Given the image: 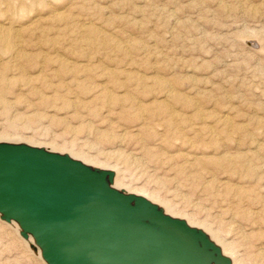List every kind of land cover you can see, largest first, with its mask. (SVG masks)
Instances as JSON below:
<instances>
[{"label": "rangeland", "instance_id": "obj_1", "mask_svg": "<svg viewBox=\"0 0 264 264\" xmlns=\"http://www.w3.org/2000/svg\"><path fill=\"white\" fill-rule=\"evenodd\" d=\"M14 131L117 162V182L124 168L264 264L249 228L264 226V0H0V132ZM208 157L234 161L205 173ZM19 237L0 223V264H41Z\"/></svg>", "mask_w": 264, "mask_h": 264}, {"label": "water", "instance_id": "obj_2", "mask_svg": "<svg viewBox=\"0 0 264 264\" xmlns=\"http://www.w3.org/2000/svg\"><path fill=\"white\" fill-rule=\"evenodd\" d=\"M111 179L66 155L0 143V218L31 236L45 264H230L201 231Z\"/></svg>", "mask_w": 264, "mask_h": 264}, {"label": "bare ground", "instance_id": "obj_3", "mask_svg": "<svg viewBox=\"0 0 264 264\" xmlns=\"http://www.w3.org/2000/svg\"><path fill=\"white\" fill-rule=\"evenodd\" d=\"M110 72V71H109ZM111 74H113V73H111ZM110 76V75H109ZM105 88H107V87H105ZM104 88V89H105ZM104 92H105V90H104ZM108 92V91H107ZM103 93V92H102ZM109 93V92H108ZM102 95V94H101ZM101 95H99V96H101ZM103 96H105L104 94H103ZM106 96H108L107 95V93H106ZM101 98V97H100ZM105 98V97H104ZM106 99H109L108 101H111V100H113V98L112 97H106ZM114 100H115V97H114ZM108 101L106 100V102L108 103ZM116 101V100H115ZM115 101H113V103L115 102ZM105 102V101H104ZM105 102V103H106ZM112 102V101H111ZM111 102H109V103H111ZM116 102H118V100L116 101ZM115 102V103H116ZM131 105H133V103L131 104ZM137 106V105H136ZM143 106V105H142ZM122 107V106H121ZM129 107V106H128ZM144 107V106H143ZM131 108V107H130ZM129 108V109H130ZM134 108V107H133ZM138 108H139V106H138ZM141 108V107H140ZM132 110V109H131ZM139 110V109H138ZM138 110H136L135 109V112L136 111H138ZM116 111V110H115ZM123 111V110H122ZM121 111V112H122ZM146 111H144V112H142V113H145ZM137 115H138V113H136ZM147 114V113H146ZM145 114V115H146ZM76 115V114H75ZM140 115V114H139ZM143 115V114H142ZM148 115V114H147ZM146 115V116H147ZM141 116V115H140ZM149 116V115H148ZM148 118V117H147ZM105 119V118H104ZM108 124V123H107ZM109 125V124H108ZM135 127V126H134ZM147 127V126H146ZM108 128V127H107ZM112 128V127H111ZM136 128V127H135ZM134 129V128H133ZM107 130V129H106ZM139 131V130H138ZM108 132V131H107ZM135 132V131H134ZM140 132V131H139ZM138 132V133H139ZM8 133V132H7ZM109 133V132H108ZM127 134H129L128 132H126ZM122 134V133H121ZM124 134V133H123ZM137 134V133H136ZM107 135H109V134H107ZM134 135V134H133ZM133 135H132V137L130 136V134H129V136L132 138V139H135V138H133ZM140 135V134H139ZM135 136H137V135H135ZM1 137H8V138H1ZM15 137H18V138H15ZM20 137V138H19ZM120 137H122V136H120ZM54 140V141H53ZM51 139L50 140V144H53V145H55L56 144V146L55 147H59L58 149L57 148H55V147H53V145L52 146H50V145H47V144H45V143H48L49 144V142H47L46 141V139H43V140H41V139H39V138H34V137H32V136H26V135H24L23 133H19V132H16V131H14V132H11L10 134H3V132H0V143H9V144H23V145H27V146H29V147H35V148H40V149H43L44 151H47V152H51V153H56V154H59V155H66V156H68L70 159H73V160H76V161H78V162H80V163H82L83 165H85V166H87V167H89L90 169H96V170H104V171H109V172H111L112 173V179H111V182H109L108 183V185L111 187V188H113V189H115L116 191H119V192H122V193H124V194H131V195H135V196H140V197H143L144 199H146L150 204H152V205H154V206H156L164 215H167V216H169V217H171V218H176V219H180V220H182V221H184V223L188 226V227H191V228H194V229H196V230H199V231H201L204 235H205V237L214 245V246H216L218 249H219V251H220V253H221V255H223L224 257H226L228 260H229V263L230 264H247V262H248V259H250L249 257L250 256H248V257H245V256H243V255H241V254H239L238 252L239 251H237V247L235 246L236 245V241H234V239H231L230 237H228V236H230V235H228L229 233H228V231L226 232H222L220 229H219V227L218 228H215L213 225H211L210 224V222H208L206 219H201V218H199L198 216H195L194 214H192V213H189V212H186V210L184 211V209H181V208H177V206L175 205V204H173L170 200H168L167 198H165L164 196H162L158 191H155L154 189H148L147 187H145L144 185L143 186H141V187H137L136 185H135V183L133 182V180H132V178L131 179H126V177H125V169L124 168H120V171H119V179H118V182H117V177H118V171H116L115 170V168H118L119 167V164L117 163V162H114L113 163V166L112 167H114V169L111 167H105V165H103V163L102 164H100V165H97L96 163H101V159H100V157H99V155H90V154H88V153H85V152H83V151H81V149H75L76 150V153L78 154H75L74 152H72V151H69V150H67L66 148H64V144H62V145H64V146H62V145H59L56 141H55V139ZM110 140V139H109ZM143 140H145V139H143ZM142 141V140H141ZM40 142H43V143H40ZM148 142V141H147ZM38 143H40V144H38ZM144 144H145V142H144ZM149 144V143H148ZM152 145V144H151ZM151 145H149V146H151ZM64 148V149H62V147ZM147 146V145H146ZM61 147V148H60ZM74 147V146H73ZM148 147V146H147ZM153 147H155V146H153ZM257 147H258V145H257ZM67 148H71V145L69 144L68 145V147ZM144 148H145V146H144ZM149 148V147H148ZM147 148V149H148ZM150 149H152V148H150ZM72 150H74V149H72ZM143 151H144V149H142ZM154 150V149H153ZM152 150V151H153ZM156 150V149H155ZM251 150H253V149H251ZM250 150V151H251ZM150 151V150H149ZM148 151V152H149ZM158 151V150H157ZM254 151H255V148H254ZM259 151V150H258ZM242 152V151H241ZM107 153V152H106ZM150 153V152H149ZM148 153V154H149ZM160 152H158L157 154H159ZM166 153V152H165ZM240 153V152H239ZM244 153V152H243ZM102 154V153H101ZM145 154H146V152H145ZM148 154H146V155H148ZM150 154H152V152L150 153ZM161 154V153H160ZM244 154H246V153H244ZM254 154H255V152H254ZM257 154V153H256ZM259 154H260V152H259ZM164 155V154H163ZM232 155V154H231ZM242 155V154H241ZM241 155L239 156V157H241ZM247 155V154H246ZM251 155H253V153L251 154ZM80 156H83L84 158H86V159H88V160H86V159H84V158H82V157H80ZM154 156V157H153ZM183 156V155H182ZM184 156H186V155H184ZM218 156V155H217ZM229 156V155H228ZM227 156V157H228ZM238 156V155H237ZM250 156V155H249ZM254 156V155H253ZM261 156V155H260ZM148 157V156H147ZM152 157H153V159H156L157 157L155 156V155H153L152 154ZM156 157V158H155ZM225 157V156H224ZM226 157V158H227ZM232 157H233V155H232ZM256 157V156H255ZM149 158V157H148ZM151 158V157H150ZM167 158V160H170V159H173L174 157L173 156H167L166 157ZM189 158V157H188ZM198 158V157H197ZM197 158H195V159H197ZM205 158V157H204ZM204 158H202V159H204ZM234 158V157H233ZM236 158H238V157H236ZM244 157H243V155H242V158L241 159H243ZM256 158H258V157H256ZM260 158V157H259ZM152 159V160H153ZM185 159V158H184ZM189 159H191V158H189ZM194 158H192L191 160H193ZM201 159V158H200ZM232 158H230L229 159V161H227L228 159H223V157H221V159L218 157H216V158H206V164H202V166H203V168H202V166H200L201 167V169H202V171H205V173H208V172H206V166H207V164H209V165H212L213 167H215L216 169H218V171H219V169L221 170V171H225L226 170V168L230 165V160H231ZM240 159V158H239ZM250 159V158H249ZM255 159V158H254ZM260 159H262V158H260ZM89 160H91V161H89ZM159 160V159H158ZM233 160V159H232ZM245 160V159H244ZM92 161H93V163H92ZM197 161H199V159H197ZM203 161H205V160H203ZM234 161V160H233ZM251 161V160H250ZM257 161V160H256ZM258 161H259V159H258ZM95 162V163H94ZM104 162H106V159L104 160ZM188 161L187 160H185V162L184 163H187ZM194 162H196V160L194 161ZM193 162V163H194ZM241 162V161H240ZM240 162H238V165H239V163ZM260 162V161H259ZM193 163H191L190 165H192L193 167L197 164L198 166H199V164L198 163H196L195 165L193 164ZM109 164V163H108ZM111 164V163H110ZM189 164V163H188ZM232 164V163H231ZM234 164V163H233ZM241 164V163H240ZM101 165H103V166H101ZM175 165H177V164H175ZM183 165H186V164H183ZM245 165V164H244ZM247 166L246 167H248V166H250V164L248 165V164H246ZM188 166V165H187ZM186 166V167H187ZM232 166V165H231ZM241 166V165H240ZM252 166H253V163H252ZM256 166V165H255ZM122 167V166H121ZM181 167V166H180ZM189 167V166H188ZM212 167V168H213ZM233 167H235V166H233ZM233 167H230V168H233ZM245 167V168H246ZM183 168H184V166H183ZM191 168V166L189 167V169ZM209 168L211 169V166H209ZM254 168V167H253ZM256 168V170L258 169L257 167H255ZM264 167H262L261 169H263ZM179 170H180V168H178ZM177 169V170H178ZM208 169V168H207ZM215 169V170H216ZM238 169V168H237ZM251 169H252V167H251ZM234 170V169H233ZM248 170V169H247ZM260 170V169H259ZM211 171V170H210ZM255 171V170H254ZM262 171V170H261ZM212 172H213V170H212ZM211 172V173H212ZM246 172V171H245ZM197 175H195L196 176V178H197V176L198 175H200L202 172H198V171H196L195 172ZM204 173V174H205ZM210 173V172H209ZM218 173V172H217ZM220 173V172H219ZM218 173V174H219ZM236 173H237V170H236ZM247 173H249V172H247ZM246 173V174H247ZM264 173V172H263ZM184 174V173H183ZM182 174V175H183ZM186 174H188V173H186ZM185 174V175H186ZM203 175V174H202ZM214 175V174H213ZM225 175V174H224ZM232 175V174H231ZM258 175H259V172H258ZM188 176H189V174H188ZM195 176H194V179H196L195 178ZM201 176V175H200ZM199 176V177H200ZM191 177H193V176H191ZM252 177V176H251ZM263 177V176H262ZM202 178H203V176H202ZM205 178V177H204ZM249 178H250V176H249ZM260 178V177H259ZM189 179H193V178H189ZM201 179V178H200ZM247 179H248V177H247ZM251 180L253 179V178H250ZM249 179V180H250ZM214 180H216V177L214 178L213 176H210V180L209 181H207V185H210V184H212V183H214L213 181ZM221 180V179H220ZM227 180V179H226ZM123 181H125L126 182V185L127 186H125V185H122V184H120V183H123ZM200 181V180H199ZM218 182V181H217ZM257 182V181H256ZM204 183V182H203ZM216 183V182H215ZM219 184H220V182H218ZM226 183L227 182H223V183H221L222 185H224L225 184V186H226ZM252 183V182H251ZM262 184V183H261ZM138 185V184H137ZM213 185H215V184H213ZM229 185H231V184H229ZM228 185V186H229ZM259 185V184H258ZM264 185V184H263ZM262 185V186H263ZM220 186V185H219ZM236 185H234V187H235ZM251 186H252V184H251ZM206 187V186H205ZM204 187V188H205ZM210 187H212V186H210ZM209 187V188H210ZM222 187V186H221ZM231 187V186H230ZM233 187V188H234ZM241 187V186H240ZM209 188H207V189H209ZM212 188H214V187H212ZM215 188H216V185H215ZM233 188H231V189H233ZM237 188H238V186H237ZM249 188H250V186H249ZM258 188H260V186L258 187ZM231 189H229L227 186H226V188L224 189V190H222V191H225L227 194L228 193H230L231 192ZM245 189V188H244ZM264 189V188H263ZM217 191V190H216ZM252 191H254V190H251V192ZM139 192H141V193H143V194H146V195H148V196H150L151 198H149L148 196H145V195H143V194H140ZM232 192H233V190H232ZM234 192H235V190H234ZM248 193V192H247ZM246 193V194H247ZM253 194H254V192H252ZM252 193H250L249 192V194L251 195ZM233 194V193H232ZM244 193H242L241 191H238V189H237V193H236V195H234V196H236L237 197V199H238V201L237 202H242L243 201V198H242V196H244L245 197V195H243ZM224 195V194H223ZM256 195V194H255ZM257 195H259V193L257 194ZM256 195V196H257ZM217 196H220V195H217ZM230 196V195H229ZM233 196V197H234ZM253 196V195H252ZM255 196V197H256ZM152 197L153 198H155V199H157V200H161L163 203H165V205L164 204H162V203H160V202H158V201H156L155 199H152ZM247 197H249L248 195H247ZM259 197V196H258ZM264 197V196H263ZM224 198V197H223ZM230 198V197H229ZM261 198V200L262 199H264V198H262V197H260ZM235 198H233V200H234ZM251 200V199H250ZM253 200V199H252ZM251 200V201H252ZM250 201V202H251ZM257 201H259L258 199H257ZM236 202V201H235ZM234 202V203H235ZM247 202H249V198H248V201ZM249 202V203H250ZM231 203V202H230ZM238 203V204H239ZM248 203V205H250ZM162 204V205H161ZM166 204L167 205H169V206H166ZM232 204V203H231ZM238 204H237V206H238ZM244 204V203H243ZM247 203H245V205H246ZM233 206H236V204L235 205H233ZM244 206V205H243ZM172 209H174L173 211H176V212H178L179 214H183L182 216H180V215H178V214H176V213H174L172 210H171V208ZM245 207V206H244ZM233 209H235L234 207H232ZM262 208V207H261ZM179 209H181V210H179ZM245 209H247V208H245ZM250 209V208H249ZM264 210V209H263ZM263 210H261V211H263ZM231 211V210H230ZM240 211V210H239ZM245 211H247V210H245ZM233 212L235 213V210H233ZM236 212H238V210L236 211ZM264 212V211H263ZM239 213V212H238ZM252 214H253V212H251ZM257 213V212H256ZM260 213V212H259ZM248 214H250V213H247L246 215H248ZM254 214H255V212H254ZM261 214H262V212H261ZM260 214V215H261ZM184 215H186L187 217H189L190 218V220L192 221V222H190V220L187 218V217H185ZM257 215V214H256ZM258 216H259V214H258ZM257 216V217H258ZM241 218V217H240ZM261 218V217H260ZM247 219H249L248 217H247ZM246 219V220H247ZM260 220V219H259ZM259 220H252L253 221V224H251L250 225V230H253L254 228H257L258 230H261L262 228H264V226L262 225V223H263V221L261 220V221H259ZM250 221V220H249ZM248 221V222H249ZM193 222H196V223H199L200 225H198V224H195V223H193ZM247 222V223H248ZM0 223H2V224H4V225H6L7 227H9V229H12L13 230V232H14V234L17 236V237H19V228H18V226H17V224L15 223V222H13V221H8V222H5L4 220H2L1 218H0ZM246 223V224H247ZM251 223V222H250ZM205 225L206 227H208L207 229H209V230H207L205 227H203V226H201V225ZM245 224V225H246ZM217 227V226H216ZM213 230V232H214V234L216 235V237H218L219 239H217L212 233H211V231ZM262 231H263V229H262ZM255 232V231H254ZM259 232V231H258ZM250 233H252V232H250ZM261 234V231H260V233L258 234V236ZM262 234H264L263 232H262ZM261 234V235H262ZM260 235V236H261ZM243 237H244V235H242ZM249 236V235H248ZM256 236V235H255ZM257 236V237H258ZM240 237V236H239ZM242 237V238H243ZM247 237V236H246ZM262 237H264V236H262ZM228 238H230L231 240H228ZM237 238V237H236ZM18 239H20L22 242H23V244L25 245V247L26 248H29V246L30 247H32L35 251H34V255H35V257L37 258V260L41 263V264H45L43 261H42V259L40 258V253H39V249L35 246V244H34V242H33V240H32V238H31V236L30 235H27L26 236V238H18ZM245 239V238H244ZM259 239V238H258ZM220 240V241H219ZM263 240V239H262ZM259 241V240H258ZM220 242H222V243H220ZM245 242V241H244ZM258 245H260V246H258V248L256 249V251H257V254L258 255H264V244L262 243V244H258ZM256 248V247H255ZM240 249V248H239ZM254 250V249H253ZM248 252V251H247ZM251 252V251H250ZM255 252V251H254ZM234 256V258H233V256ZM251 255H252V253H251ZM247 256V255H246ZM259 257V256H258ZM257 257V258H258ZM262 257V256H261ZM250 260H252V258L250 259ZM255 261H256V259H255ZM250 262V261H249ZM252 262V261H251ZM250 264V263H249ZM252 264H254V263H252Z\"/></svg>", "mask_w": 264, "mask_h": 264}]
</instances>
